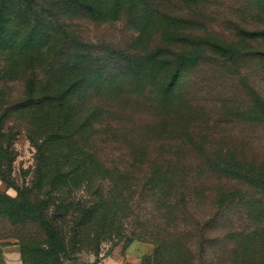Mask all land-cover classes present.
I'll return each instance as SVG.
<instances>
[{
    "label": "trees",
    "instance_id": "16d2710c",
    "mask_svg": "<svg viewBox=\"0 0 264 264\" xmlns=\"http://www.w3.org/2000/svg\"><path fill=\"white\" fill-rule=\"evenodd\" d=\"M213 1L0 0V240L23 264L123 240L153 245L140 264H264V0ZM84 18L132 35L92 43Z\"/></svg>",
    "mask_w": 264,
    "mask_h": 264
},
{
    "label": "rangeland",
    "instance_id": "374dc122",
    "mask_svg": "<svg viewBox=\"0 0 264 264\" xmlns=\"http://www.w3.org/2000/svg\"><path fill=\"white\" fill-rule=\"evenodd\" d=\"M213 2L214 10L227 12L230 17V13L238 10L243 4L242 0H214ZM75 24L80 34L95 44L125 45L132 35V32L122 22L96 24L90 19L84 18L76 20ZM15 148L17 159L14 162L13 177L18 184H22L25 178L26 180L30 178V173L27 174L26 172L30 171L33 167L35 149L24 133L18 136ZM5 187V184L0 179V189H5ZM7 193L11 196L17 195L14 187L8 188ZM110 245L111 243L104 242L99 254L86 252L75 259H68L66 262L67 264H102L105 261L111 262L116 256L120 264H126L127 260L123 249H126L128 240L121 241L111 254H107ZM20 250V245L16 239L8 238L0 240V264H23ZM135 264H140V262Z\"/></svg>",
    "mask_w": 264,
    "mask_h": 264
},
{
    "label": "crops",
    "instance_id": "0c3cea01",
    "mask_svg": "<svg viewBox=\"0 0 264 264\" xmlns=\"http://www.w3.org/2000/svg\"><path fill=\"white\" fill-rule=\"evenodd\" d=\"M124 250V255L126 257L127 262L130 263H138L140 261V258L146 254H150L153 251V245L150 243H144V242H133L129 244L126 249ZM118 253V252H117ZM117 257L113 258L111 262L105 261L102 264H120Z\"/></svg>",
    "mask_w": 264,
    "mask_h": 264
}]
</instances>
